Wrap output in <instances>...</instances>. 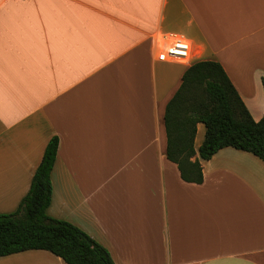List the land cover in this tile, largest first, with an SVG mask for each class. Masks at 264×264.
I'll list each match as a JSON object with an SVG mask.
<instances>
[{
	"label": "crops",
	"instance_id": "0c3cea01",
	"mask_svg": "<svg viewBox=\"0 0 264 264\" xmlns=\"http://www.w3.org/2000/svg\"><path fill=\"white\" fill-rule=\"evenodd\" d=\"M169 34L190 43L188 63L157 60ZM199 60L222 66L258 122L264 0H0V214L56 136L47 214L114 264H264V162L224 147L194 184L165 156V106ZM0 264L66 263L26 250Z\"/></svg>",
	"mask_w": 264,
	"mask_h": 264
},
{
	"label": "trees",
	"instance_id": "16d2710c",
	"mask_svg": "<svg viewBox=\"0 0 264 264\" xmlns=\"http://www.w3.org/2000/svg\"><path fill=\"white\" fill-rule=\"evenodd\" d=\"M163 121L165 156L187 183L200 184V160L210 159L224 147L249 152L264 162V114L258 122L252 119L216 61H195L185 69L178 89L165 106ZM199 123L205 133L195 157L193 144ZM57 146V137L53 136L16 210L0 214V257L46 250L66 264H114L108 251L84 231L47 214Z\"/></svg>",
	"mask_w": 264,
	"mask_h": 264
},
{
	"label": "built area",
	"instance_id": "2783aa9c",
	"mask_svg": "<svg viewBox=\"0 0 264 264\" xmlns=\"http://www.w3.org/2000/svg\"><path fill=\"white\" fill-rule=\"evenodd\" d=\"M163 44L157 54L158 61H169L188 63L191 58L190 43L179 34H169L165 37ZM186 61V62H183Z\"/></svg>",
	"mask_w": 264,
	"mask_h": 264
},
{
	"label": "bare ground",
	"instance_id": "6f19581e",
	"mask_svg": "<svg viewBox=\"0 0 264 264\" xmlns=\"http://www.w3.org/2000/svg\"><path fill=\"white\" fill-rule=\"evenodd\" d=\"M183 62H186V61H183ZM183 64H186V63H183Z\"/></svg>",
	"mask_w": 264,
	"mask_h": 264
},
{
	"label": "rangeland",
	"instance_id": "374dc122",
	"mask_svg": "<svg viewBox=\"0 0 264 264\" xmlns=\"http://www.w3.org/2000/svg\"><path fill=\"white\" fill-rule=\"evenodd\" d=\"M179 63V62H178Z\"/></svg>",
	"mask_w": 264,
	"mask_h": 264
}]
</instances>
